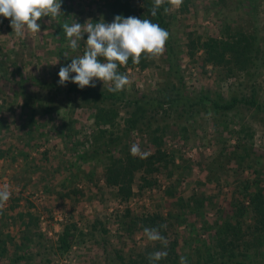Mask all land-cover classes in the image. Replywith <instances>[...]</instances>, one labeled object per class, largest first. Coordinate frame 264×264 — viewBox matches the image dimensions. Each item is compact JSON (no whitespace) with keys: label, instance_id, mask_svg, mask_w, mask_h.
<instances>
[{"label":"rangeland","instance_id":"1","mask_svg":"<svg viewBox=\"0 0 264 264\" xmlns=\"http://www.w3.org/2000/svg\"><path fill=\"white\" fill-rule=\"evenodd\" d=\"M111 1L62 0L63 15L42 18L37 21L40 32L23 38H17L10 21L0 17V185H9L12 193L0 212V241L5 247L0 264H150L149 253L172 249L177 257L167 255L157 264H180L181 256L188 264L199 256L204 263L205 245L213 249L216 244L210 225L236 219L237 206L249 205L250 191L264 188V63L247 72L229 71L204 62L202 48L193 55L187 48L190 37L203 41L226 30L256 33L264 44V0H190L187 12L168 5L177 72L168 70L170 56L165 51L147 59L144 67H118L131 81L123 89L128 99H150L172 85L183 95V104L171 111L151 116L147 108L150 117L143 129L124 132L127 109L121 108L114 131L107 134L121 137L111 153L115 157L130 152L133 144L141 150L138 155H151L158 146L150 131L163 126L162 160L151 185L141 188L137 173L133 194L122 199L104 181L106 156L80 159L94 146L98 128L91 104L67 90L71 82L55 92L49 85L23 79L58 82L60 67L82 55L87 39L85 33L72 51L61 25L110 23ZM128 1L136 7L141 4ZM94 82L97 88L111 87ZM206 97L219 101L252 97L263 110L237 103L225 112H214ZM49 101L52 109L46 113L42 106ZM148 120L152 124L147 129ZM100 127L111 129L109 124ZM195 197L204 198L202 206L196 205ZM195 206L199 210L194 211ZM252 214L247 208L240 219L249 221ZM151 217L157 219L155 227L167 225L160 229L167 249L144 236L143 229L152 226L142 219ZM63 234L67 248L60 245ZM250 252L260 261L256 264H264V242Z\"/></svg>","mask_w":264,"mask_h":264},{"label":"trees","instance_id":"2","mask_svg":"<svg viewBox=\"0 0 264 264\" xmlns=\"http://www.w3.org/2000/svg\"><path fill=\"white\" fill-rule=\"evenodd\" d=\"M189 3L190 0H183L180 10L187 12ZM108 7V14L112 19H114L116 15L150 19L153 23L159 24L162 28L170 32V20L168 17L170 14L168 13L167 4L161 7L154 17L150 15L152 0H141L139 7H136L128 0H112L108 3ZM165 9H167V11H165ZM199 39L198 36L193 38L190 37L187 48H189V52L192 55L195 53L197 47L202 48L204 50V62H209L212 65L222 66L229 71L238 69L247 72L248 67L259 68L262 66L259 64L264 63V44L259 42L256 33L239 31L231 33L226 30L221 36H208L203 41ZM172 45L169 35L164 51L167 56H170L167 57L170 60L168 70L175 73L178 68L176 63L173 62L174 54ZM134 65L135 64H133L130 59L126 66ZM136 65L140 67L146 66L147 58L141 57L140 63ZM31 80L38 82L39 85H49L55 92L65 90L57 82L42 83L40 79L32 77L24 78L23 82ZM108 88L109 87L97 88L95 86L85 87L81 90L73 83L67 90L69 92H76L82 102L91 104L90 106L94 110V124L98 127L96 135L94 134V142L92 143L94 146L90 150L83 151L82 155H80V159L87 161L106 156L108 158V163L106 164V170L103 174L104 181L107 185L116 189L120 198L127 199L133 194L135 174L140 173L141 188L146 185H151L153 173L159 167L157 163H160L162 160L161 155H163V153L159 149V146L163 138V126L157 125L150 131L152 142L158 146V149H156L153 154L132 155L129 151H126L123 157H115L111 153L114 148L118 146L121 137L117 135L113 137V133H110L109 136H107V134L108 132L114 131L113 125L115 119L119 117V110L121 108L127 109V116L122 118L125 126L123 129L124 132L135 127L143 129L142 123H144L145 119H148L147 117H150V114L149 116L146 114L147 108L151 110L149 111L152 112L151 116H155V114L161 110H164V112L171 111L180 104H183L181 101L183 95L179 93V88H177L178 91H173L174 86L172 85L170 88L164 87L157 90V94L150 99H145L143 96H136L132 99H128L124 90L110 92ZM200 99L204 100V97L200 96ZM205 100H209L214 112H225L233 108L237 103L254 105L256 109L263 110L262 105L258 101L252 99V97L250 99L246 97L240 99L233 98L230 101L211 100L206 97ZM193 104L194 103H191V106H193ZM129 107H132V110H129ZM42 109L46 113L50 112L52 109L50 101L44 104ZM101 124H109L111 129H103L100 127ZM151 124V121L147 122L145 128H150ZM247 187V185H244L245 189H247ZM249 196V205L247 207L237 206L234 215L236 219H220L216 220L215 224L210 225L214 229L213 233L215 234L216 244L213 249L209 248V245H205L208 250L204 254V256H206L204 263L201 262L199 256L194 264H256L260 262L257 258L252 256L253 254L251 255L250 250L256 247L257 244L264 242V188L259 186L255 187L254 191H250ZM194 199L196 205L202 206L203 197H195ZM199 208L200 207L195 206L193 210L197 211ZM247 208L250 209V212L254 213L251 215L249 221L240 219L241 213ZM142 220L145 222L146 226H157V219L155 217H151L149 220ZM160 225L161 224L158 223V226ZM207 229L210 230L211 227ZM60 243L61 246L68 247L69 243H67L65 234L60 238ZM4 252L5 247L1 245L0 241V258ZM173 253L172 249V252L169 251L168 256H170V254L173 255ZM174 256L177 257L176 253H174Z\"/></svg>","mask_w":264,"mask_h":264},{"label":"clouds","instance_id":"3","mask_svg":"<svg viewBox=\"0 0 264 264\" xmlns=\"http://www.w3.org/2000/svg\"><path fill=\"white\" fill-rule=\"evenodd\" d=\"M182 3L183 0H152L150 15L156 16L157 11L166 4L179 9ZM61 7L62 0H0V17L10 21L9 26L17 38H23L28 33L40 32L41 25L37 21L42 18L58 19L63 15ZM61 26L72 51L79 48L78 41L87 34L83 54L72 58L71 63L61 66L58 72L57 83L60 86L71 82L81 90L95 87L94 81L98 80L103 84H110V92L122 91L131 81L127 74L118 72V67L126 66L130 59L133 64H139L141 57L158 58L163 54L170 35L150 19L135 16L116 15L110 23L103 20L93 23L87 20L84 24L74 21L71 24L64 22ZM130 153L138 155L141 150L138 145L133 144ZM11 195L9 185H0V212ZM161 228L166 229L167 225L145 227L143 234L147 241L153 244L159 242L163 249H167L168 241L161 234ZM167 255L166 250L155 251L149 253L148 259L150 264H157ZM180 264H188L186 257H180Z\"/></svg>","mask_w":264,"mask_h":264}]
</instances>
